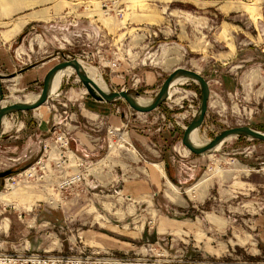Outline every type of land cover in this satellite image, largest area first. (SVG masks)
Masks as SVG:
<instances>
[{
  "label": "rangeland",
  "instance_id": "1",
  "mask_svg": "<svg viewBox=\"0 0 264 264\" xmlns=\"http://www.w3.org/2000/svg\"><path fill=\"white\" fill-rule=\"evenodd\" d=\"M73 60L95 69L109 93L151 100L174 71L196 72L210 91L200 140L244 127L264 133V0H0V107L40 95L47 72ZM201 95L189 79L149 113L105 102L123 121L117 128L96 117L99 104L74 72L40 108L8 113L0 194L13 202H0V224L22 221L30 250L0 252L55 264H264V142L238 135L213 153H190L182 140ZM150 164L164 177L158 189L145 178ZM11 178L16 186L6 187ZM181 222L197 223V236ZM95 235L134 252L102 248ZM42 240L48 250L37 249Z\"/></svg>",
  "mask_w": 264,
  "mask_h": 264
},
{
  "label": "water",
  "instance_id": "2",
  "mask_svg": "<svg viewBox=\"0 0 264 264\" xmlns=\"http://www.w3.org/2000/svg\"><path fill=\"white\" fill-rule=\"evenodd\" d=\"M73 65V67L76 69L77 71V75L79 77V79L82 80L83 85L85 86L88 94L95 100L98 102H106V103H111L117 99H123L125 100L129 106L136 112L139 113H149L151 111H153L155 108H157L164 100V94L167 90V88L169 87V83L173 80V78H175V76L179 75H183L187 78H191V80H196L201 88V108L199 111V115L197 118L194 119V121L186 128L185 133H184V137L182 140L183 145L189 150L190 153H193L195 155H202L206 152H209L211 150L214 149V147L216 146V144L223 140L224 138H226L227 136L237 133L239 135H244V136H248L260 141L264 142V134L255 130H252L250 128L244 127V128H236V129H231V130H227L222 132L220 135L216 136L214 138V140L211 141V143L206 146L203 147L201 149H195L192 147L191 144L187 143V136L190 134V132L196 128L199 127L205 117V114L207 112L208 106H209V95H210V91L208 88V84L207 82L196 72L190 71V70H184V69H178L176 71H174L164 82L162 88L160 89V91L158 92L157 96L155 97L154 102L147 106V107H138L137 105H135L131 99H130V95L129 93L125 92V91H121L119 93L115 92V93H111L110 95H105L102 92H99V94L97 95L95 93L94 87H92V83L85 77H81V73H80V66L78 64V62L76 60L73 61H69V62H64L61 64H58L56 66H54L52 69H50L48 71V73L46 74V76L44 77V81H43V89L41 92V99L38 103L34 104V105H13L7 108H2L0 109V130H1V119L4 115L10 113V112H14V111H31V110H35L38 107H40L41 105H43L46 101H47V97H48V84L49 81L52 77V75L59 69L61 68H65L67 66ZM9 172H3L0 173V178L5 177L7 175H9Z\"/></svg>",
  "mask_w": 264,
  "mask_h": 264
},
{
  "label": "crops",
  "instance_id": "3",
  "mask_svg": "<svg viewBox=\"0 0 264 264\" xmlns=\"http://www.w3.org/2000/svg\"><path fill=\"white\" fill-rule=\"evenodd\" d=\"M97 104H99V105L94 106V108L100 109V110H98L100 112H94L96 114V117L99 116L102 119H104V118L108 119L109 122L111 123V125H113L117 128H121L123 126V121H119L118 118L115 116V114H113V112L111 111V108L113 105H108L105 102H98V101H97ZM105 111H106V113H105ZM90 112L92 113V111H90ZM134 138H135L134 141L140 143V145L144 149V153H146V155L150 154L149 150H151L153 152V150L150 148V146L147 145V143L144 139L136 138V137H134ZM141 159L143 160V163L146 162L145 161L146 158H141ZM150 165L152 167H154V169H150V172H147L145 174V178H147L150 185H153L156 189H158V188H160V186L161 187L163 186L162 181L164 180L163 179L164 177L161 175L160 171L156 169L155 164H150ZM178 168H179V164L177 163L176 170ZM179 170H181V169L179 168ZM193 172H195V171L188 170V173H183V174H181V176H182V178H188V179L191 178L192 179L191 175L193 174ZM191 188H189V189L192 190ZM167 193H168L167 194L168 197H169V195H172L174 198L177 197V195L175 193H173V191H167ZM11 198H12L11 193L8 195L0 194V202L2 201L3 203L8 204V202L9 203L13 202V200H11ZM16 208H19V206L17 205ZM20 216L18 217L19 220L21 219ZM213 217L219 218L216 215H213ZM219 219L222 220L221 218H219ZM209 221L210 220H208V222ZM21 222L16 220V219L10 220L8 217L4 218V220L2 222L4 224L3 225L0 224V234H1L0 235V249L1 250L19 251V250L24 249V248H26V249L30 248V242H28L27 239L22 238L23 235H26L27 230H24L22 228L23 224H21ZM12 224H13V226H11ZM212 225H214L213 226L214 231H216L218 234H223L224 233L223 231L226 229L225 225L221 229H219L217 227L218 225H215V224H212ZM12 227L14 229H12ZM212 228H211V230H212ZM169 229H170V227L167 226V227H165L164 231L167 232ZM181 229L188 231V233H186V231H185V234H187V236L189 238L191 237L190 233L193 234L192 236H194V237H195V234L197 236V230H198L197 223L183 222L181 225ZM50 236H52V235H50ZM184 236L186 237V235H184ZM89 237H90V239L93 238L92 236H89ZM206 238H207V240H210V241L213 240L212 237H208L207 235H206ZM32 240H34V239H32ZM35 240H37V241H34V248H36V245H38L40 243L38 241L39 239H35ZM91 240H93V239H91ZM93 241H95L97 244H99L102 248L104 247V248L112 249V250L118 252L119 254L120 253H129L130 254V252H134L133 251V248H134L133 245L128 244L127 242L125 243V242L117 241L114 238H110V237L99 238L97 235H95V240H93ZM181 241L185 242L184 239H182ZM194 241H195V239H194ZM41 242H42L41 245L38 246L37 249L48 250L47 247L49 246V243H47L45 240H42ZM52 244H54V242Z\"/></svg>",
  "mask_w": 264,
  "mask_h": 264
},
{
  "label": "bare ground",
  "instance_id": "4",
  "mask_svg": "<svg viewBox=\"0 0 264 264\" xmlns=\"http://www.w3.org/2000/svg\"><path fill=\"white\" fill-rule=\"evenodd\" d=\"M79 66H80V73H81V77H85L87 78L91 83H92V87H94V90H95V93L98 95L99 92H102L104 93L105 95H110L111 93H109L108 89H107V86H106V83L104 82V80L98 75V73L95 71V69L93 68H86L83 66V64L80 62V61H77ZM76 73L77 74V71L76 69L73 67V65H70V66H67L65 68H61L59 70H57L51 77L50 81H49V84H48V97H47V100L48 99H52L53 97H55L58 92L60 91V87H61V84H62V79L64 76L66 75H71L73 73ZM78 76V75H77ZM79 78V77H78ZM191 78H187L183 75H177L175 76V78H173V80L169 83V87L167 88L165 94H164V100L167 98L168 94H170V90L177 84L179 83H182L183 81L185 80H189ZM81 82L82 80L79 79ZM194 81L195 83H198L196 80H192ZM199 84V83H198ZM42 92V91H41ZM41 93L40 95H33L31 97H29L28 99H26L25 101H19L13 105H34L36 103H38L41 99ZM100 95V94H99ZM157 96V95H156ZM155 96V97H156ZM210 97V95H209ZM130 99L131 101L137 105L138 107H147L149 105H151L154 100H151V99H143V98H140V97H137V96H134V95H130ZM163 100V101H164ZM47 102V101H46ZM45 102V103H46ZM44 103V104H45ZM43 104V105H44ZM11 105V106H13ZM42 106V105H41ZM40 106V107H41ZM10 107V106H9ZM38 107V108H40ZM2 108H7L5 103H3V107H0V109ZM199 115V112L197 114V116L195 118H197ZM7 116L4 115L1 119V128H2V123L3 125L5 124V120H3L5 117ZM199 127H196L194 128L190 134L187 136V143L191 144L193 148L195 149H201L203 147H206L208 146L211 141H207L205 139L203 140H200L199 138ZM0 133H1V130H0ZM264 134V133H263ZM239 134L237 133H234V134H231L229 136H227L226 138H224L223 140L219 141L216 146L214 147L213 150L209 151V152H206L204 154H209V153H213L215 151H218L220 149V147L230 138L232 137H236L238 136ZM183 144V143H182ZM184 146V145H183ZM185 147V146H184ZM186 148V147H185ZM187 149V148H186ZM188 150V149H187ZM189 151V150H188ZM202 154V155H204ZM31 172H33V169H30ZM20 185V184H19ZM18 185V186H19ZM16 188V187H15ZM15 188H13L12 190H14ZM16 208V207H15Z\"/></svg>",
  "mask_w": 264,
  "mask_h": 264
},
{
  "label": "built area",
  "instance_id": "5",
  "mask_svg": "<svg viewBox=\"0 0 264 264\" xmlns=\"http://www.w3.org/2000/svg\"><path fill=\"white\" fill-rule=\"evenodd\" d=\"M12 184H11V181ZM6 181V187L16 186L17 179L11 178ZM19 181V179H18ZM90 264H160L158 261L149 262L148 260H144L141 258H119L115 256L108 257H95L89 258ZM167 261H163L165 263ZM56 261L53 258H47L46 260L41 259L39 255L33 254L28 255V257H23L19 254H8L4 252H0V264H55Z\"/></svg>",
  "mask_w": 264,
  "mask_h": 264
}]
</instances>
